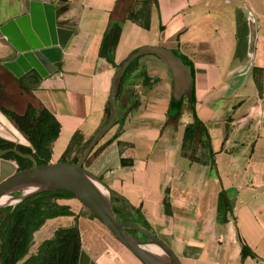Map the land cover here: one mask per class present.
Segmentation results:
<instances>
[{
	"label": "crops",
	"instance_id": "crops-1",
	"mask_svg": "<svg viewBox=\"0 0 264 264\" xmlns=\"http://www.w3.org/2000/svg\"><path fill=\"white\" fill-rule=\"evenodd\" d=\"M30 1L0 0V26L27 15ZM49 1L69 32L56 70L15 77L0 61V74L20 78L19 91L59 122L51 160L75 132L86 141L107 120L115 66L98 53L110 21L121 26L116 64L142 45L174 49L191 63L194 112L208 138L182 147L188 104L168 117L170 72L157 55L144 54L120 91V123L85 167L139 208L182 264H264V0H155L147 29L125 18L133 0ZM7 52L0 36V58ZM221 190L225 213L217 209Z\"/></svg>",
	"mask_w": 264,
	"mask_h": 264
},
{
	"label": "water",
	"instance_id": "water-1",
	"mask_svg": "<svg viewBox=\"0 0 264 264\" xmlns=\"http://www.w3.org/2000/svg\"><path fill=\"white\" fill-rule=\"evenodd\" d=\"M56 16L55 6L49 0H31L27 15L9 20L0 26V36L8 46V54L0 58V61L15 77L23 74L30 76L34 72L45 77L56 70V63L60 61L69 37V32L57 24ZM144 54L157 55L167 66L172 82L173 102L182 97H193L191 63L176 50L158 45H142L130 51L119 62L112 76L107 100V120L92 134L77 162L37 164L32 154L24 153L15 147L0 149V207L44 191H66L91 211L142 264H182L170 246L151 230L133 222H121L117 219L111 201L120 199L128 202L84 165L97 142L115 124L116 96L125 69L132 60ZM0 117L3 123L4 120L7 121L15 132H19L1 111ZM10 152L30 160L31 165L17 170L15 162L3 157ZM15 192L19 194L14 195ZM3 197L5 199L1 200ZM127 228L136 230L147 239L142 240L134 236ZM77 264L97 263L81 248Z\"/></svg>",
	"mask_w": 264,
	"mask_h": 264
},
{
	"label": "trees",
	"instance_id": "trees-1",
	"mask_svg": "<svg viewBox=\"0 0 264 264\" xmlns=\"http://www.w3.org/2000/svg\"><path fill=\"white\" fill-rule=\"evenodd\" d=\"M152 5L157 10L155 0H141L140 4L129 10L126 19L136 22L143 28L149 27V17ZM121 26L118 22L110 21L101 40L98 55L105 58L109 63L118 68L119 63L114 62V50L117 45ZM139 57L135 58L125 69L118 88L117 101L120 91L124 85L127 74L133 68ZM18 85L25 89L20 81ZM3 85L0 81V89ZM4 95V94H2ZM186 101L192 115V121L187 123L183 131L182 147L191 146L192 143L200 141V137L208 138L206 130L195 116L194 98L182 97L179 101H169L168 117L176 118L181 114L182 105ZM108 106L106 113L108 116ZM175 109L174 112L171 110ZM0 111L14 125V127L28 141L29 145L19 144L0 137V149L15 147L24 153L32 154L37 164H47L51 158L52 143L59 133V122L55 116L41 104L27 102L22 112L15 111L11 106L0 104ZM120 123V116L117 113L115 124ZM114 124V125H115ZM116 135V133H115ZM89 139L82 141L78 132L71 137L68 147L62 153L58 161L75 163L79 160ZM98 143V142H97ZM5 159L14 160L17 163V170H22L31 165V161L10 152L3 156ZM122 164H130V161L121 160ZM19 194L15 192L14 195ZM75 198L72 194L61 190L44 191L31 195L20 201L0 207V259L1 264H77L79 252L81 250L80 232L74 222L69 226H61L54 230L50 238L44 239L37 246L35 253L28 256V250L32 241L33 233L38 230L43 223L50 218L57 216H73L74 213L66 204H59L58 199ZM111 206L115 216L121 222H133L150 230L145 218L139 208L120 200L113 199ZM167 205H165V209ZM217 209L225 213L229 209V204L221 190L218 193ZM91 217L96 216L88 210ZM128 232L140 239H146L134 229L127 228ZM243 254L249 252L247 247L242 246Z\"/></svg>",
	"mask_w": 264,
	"mask_h": 264
},
{
	"label": "rangeland",
	"instance_id": "rangeland-1",
	"mask_svg": "<svg viewBox=\"0 0 264 264\" xmlns=\"http://www.w3.org/2000/svg\"><path fill=\"white\" fill-rule=\"evenodd\" d=\"M124 1L126 0H123L122 2ZM150 1L152 2L153 0ZM140 2L141 0H133V6L136 7ZM143 34L148 33L143 31L142 35ZM0 81L3 85V88L0 89L1 105L6 107L11 106L15 111L22 112L27 102L31 101L35 105L37 104L33 98L24 95L19 91L18 83L9 73L2 72L0 74ZM121 112L122 110L118 105L117 113L121 114ZM0 136L15 143L28 144L26 139L19 132H15L11 125L5 120L4 123L0 120ZM12 161L15 162L14 160ZM49 162L56 161H52L50 158ZM85 164L86 161L84 165ZM65 201L69 203L68 206L73 211L74 215L72 217L65 216L55 220H46L43 225L33 233L32 241L26 256L35 253L40 242L53 235L50 234L53 229L56 227L67 226L68 224H73L75 222L80 232L81 248L84 249L97 264H142L102 224V222L89 215L88 209L78 199L65 198ZM14 202L16 201H11L10 204ZM20 262L17 264H20Z\"/></svg>",
	"mask_w": 264,
	"mask_h": 264
},
{
	"label": "bare ground",
	"instance_id": "bare-ground-1",
	"mask_svg": "<svg viewBox=\"0 0 264 264\" xmlns=\"http://www.w3.org/2000/svg\"><path fill=\"white\" fill-rule=\"evenodd\" d=\"M5 199V197H3L1 200H4Z\"/></svg>",
	"mask_w": 264,
	"mask_h": 264
},
{
	"label": "flooded vegetation",
	"instance_id": "flooded-vegetation-1",
	"mask_svg": "<svg viewBox=\"0 0 264 264\" xmlns=\"http://www.w3.org/2000/svg\"><path fill=\"white\" fill-rule=\"evenodd\" d=\"M147 239V238H146ZM146 239H143V240H146Z\"/></svg>",
	"mask_w": 264,
	"mask_h": 264
}]
</instances>
